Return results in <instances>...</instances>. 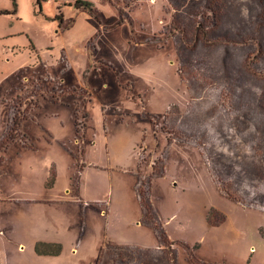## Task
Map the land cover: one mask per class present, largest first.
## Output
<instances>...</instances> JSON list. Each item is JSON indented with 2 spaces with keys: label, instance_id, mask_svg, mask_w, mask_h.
Masks as SVG:
<instances>
[{
  "label": "rangeland",
  "instance_id": "1",
  "mask_svg": "<svg viewBox=\"0 0 264 264\" xmlns=\"http://www.w3.org/2000/svg\"><path fill=\"white\" fill-rule=\"evenodd\" d=\"M75 1L0 0V199L38 200L0 216L63 234L51 264H264V0Z\"/></svg>",
  "mask_w": 264,
  "mask_h": 264
},
{
  "label": "crops",
  "instance_id": "2",
  "mask_svg": "<svg viewBox=\"0 0 264 264\" xmlns=\"http://www.w3.org/2000/svg\"><path fill=\"white\" fill-rule=\"evenodd\" d=\"M60 148L62 149V151H61L62 153L68 155V153H66V151H64L62 146ZM108 162L111 163L110 161H108ZM93 166H94V163H92V162L88 163L87 162V165L84 166L82 168V170L80 171L79 180L83 176L84 171L85 170L87 171V169L89 167H93ZM95 167H96V165H95ZM107 170H108L107 171L108 176L110 177L111 173L114 172L112 174L115 175L114 178L117 180V184L115 185L116 188H114L113 180L109 179V182H110V196H111V194L117 195V197L119 198V205H120V208H121V211H122V213L119 216H117V217H121L122 215L125 214V211L129 210V206L127 205V202L124 201L125 193H124L123 187L125 189L127 188L130 191V197H131V202H130L131 203V207L130 208L131 209L133 208L134 212H135V208H136L135 205H137L138 201H137L136 196H135V191L133 190L134 189L133 186H132L133 182L131 183V179H129V181H127V182L123 181V177L124 176H122V175L120 176V172H117L115 170H109V169H107ZM46 171H47V169H46ZM121 177H122V179L120 180ZM131 178H132V175H131ZM121 181L124 184H122ZM44 188H49L51 190H54L55 194L57 193V190H55L54 184H52L51 186H45ZM80 188H81V186H80ZM54 192H52V193H54ZM80 195L83 196L82 189L81 190L79 189V196ZM82 196H80L81 200L83 202H86L87 204L88 203H99V202L100 203H104V202H107V201L102 200L101 197H97V196H91L90 197L91 199H89V200L83 199ZM49 197H52V196H49ZM19 198L23 199L21 201H27L29 204H31V205L33 204L32 206H35L36 203H34V202L38 201V200H29L28 198H30V197H21L20 196ZM20 199H15L13 196H8L6 198H4V197L1 198L0 201L4 202L6 204L8 202H18ZM41 202H53V201L46 199V200H42ZM5 207L8 209L7 205ZM103 212L104 211L101 210V213H103ZM30 213H32V212H30ZM31 216H33V214ZM22 217H24V216H22ZM115 222H116V220H115ZM28 223H27V225L25 227H23V228L21 227V232L22 233H25V234L28 233L27 238H26V240H28V243L26 244L24 242L25 239L23 237L15 235V231L18 229V227L20 225V222L17 221V220H14V221L12 219L10 220V219H8V217L6 215H1L0 216V251L3 252L4 246H8V245H14L15 246L16 245V249L19 250V255L20 254L21 255L25 254V258L29 259L31 261H34V264H51L52 261L55 262V260L57 259L56 257H60L62 252H63L64 245H65V242H64L65 241V237H64V235L63 234L59 235V234H57V232H55V234H53L51 232L52 231V227L50 228V223L49 222L39 223V222L30 221ZM108 224H109V222H108ZM106 225H107V223L104 225L105 230L107 228ZM123 225L126 227V230H124V232H121L120 228L122 227V225H117L115 223L114 227L111 230V238L108 237V239H107L108 241L105 240L104 242L112 243V244L121 243V242L122 243L128 242V239H127L128 238V231H129V228H131L130 227V222H128V224H123ZM64 226H65V223H63L62 230H64ZM94 227H95L94 229H96L97 225L94 226ZM68 229H70V226L68 227ZM107 233H110V232L105 231V233H104V235H105L104 237L105 238H107V236H106ZM66 234H67V229H66ZM129 237H130V234H129ZM37 242H41V243H59L61 245V250H60V252L57 255L38 254L35 251V245H36ZM80 243H81V241H80ZM103 243H102V248L101 249H103V245H104ZM242 248L244 249L245 247H241V249ZM101 249H99V252L101 251ZM212 249L215 250L214 248H212ZM241 249H239V250H241ZM75 251H76V248L72 247V252H75ZM101 252H100V254H101ZM226 252L227 251L224 250L223 254L224 255L228 254L229 255L228 259H230V255H231L232 251H230L228 253H226ZM220 254L221 253H217V254H214V256H212V257L209 256L208 260H214L215 256L216 255H220ZM0 262H1L0 264H13L12 261H10V262L8 261V262L4 263L2 261V259H1Z\"/></svg>",
  "mask_w": 264,
  "mask_h": 264
},
{
  "label": "trees",
  "instance_id": "3",
  "mask_svg": "<svg viewBox=\"0 0 264 264\" xmlns=\"http://www.w3.org/2000/svg\"><path fill=\"white\" fill-rule=\"evenodd\" d=\"M41 1L36 0V4L41 7ZM15 5V4H14ZM76 8L84 7L91 10V3L88 0H76L74 2ZM40 12V10H38ZM62 14L57 15V17L61 18ZM14 125V123H13ZM61 250V245L59 243H41L37 242L35 245V251L38 254H49V255H57Z\"/></svg>",
  "mask_w": 264,
  "mask_h": 264
},
{
  "label": "built area",
  "instance_id": "4",
  "mask_svg": "<svg viewBox=\"0 0 264 264\" xmlns=\"http://www.w3.org/2000/svg\"><path fill=\"white\" fill-rule=\"evenodd\" d=\"M59 1H62V2H68V1H70V0H54V2H59Z\"/></svg>",
  "mask_w": 264,
  "mask_h": 264
}]
</instances>
